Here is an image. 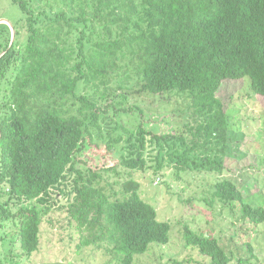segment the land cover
<instances>
[{"label":"trees","instance_id":"16d2710c","mask_svg":"<svg viewBox=\"0 0 264 264\" xmlns=\"http://www.w3.org/2000/svg\"><path fill=\"white\" fill-rule=\"evenodd\" d=\"M12 1L25 22L14 25V39L0 23V225L18 219L23 254L31 256L65 188L59 209L89 232L83 244L134 264L152 243L170 241L171 224L138 189L109 195L104 166L80 167L81 156L110 136L114 147L124 141L120 162L133 171L150 167L151 142L159 148L156 171L168 157L179 172L222 173L231 149L223 82L249 78L264 100V0ZM172 91L189 92L195 125L154 131L142 106H129L130 97ZM215 194L239 202L243 218L264 222V206L233 179L217 182ZM185 240L209 264L233 261L217 237L186 226Z\"/></svg>","mask_w":264,"mask_h":264},{"label":"rangeland","instance_id":"374dc122","mask_svg":"<svg viewBox=\"0 0 264 264\" xmlns=\"http://www.w3.org/2000/svg\"><path fill=\"white\" fill-rule=\"evenodd\" d=\"M0 18L17 27H22L25 22L23 11L12 0H0ZM4 23L7 22L4 20ZM189 95V92L172 91L156 97L133 96L129 106H142L149 129L169 132L186 124H196ZM219 95L225 101L231 120V149L222 173L190 169L179 172L168 157L163 162L164 167L156 171L159 148L151 142L146 153L150 167L133 171L120 162L125 153L124 141L114 147L109 145L110 136L99 138L100 145H91L81 156L83 162L80 167L104 166L110 185L107 181L103 185L107 186L109 195L122 196L125 191L138 189L144 200L156 208L158 218L171 224L170 241L167 244L152 243L148 252L135 256L134 264H209L210 257L187 244L186 226L202 236L219 238L229 254L233 253L230 264H239V258H250L244 264H264V222L257 225L243 218L239 202L227 204L215 194L217 182L228 177L239 185L251 203L264 206V100L253 93L249 78L223 82ZM127 121V117L122 120ZM66 190L60 188L58 208L45 217L41 246L31 256L23 254L18 219L0 225L2 261L6 264L49 261L122 264L115 255L112 258L106 248L83 244L89 232L77 227L67 208L59 209L68 202L69 192ZM248 243L253 245L256 257H252Z\"/></svg>","mask_w":264,"mask_h":264},{"label":"water","instance_id":"95a60500","mask_svg":"<svg viewBox=\"0 0 264 264\" xmlns=\"http://www.w3.org/2000/svg\"><path fill=\"white\" fill-rule=\"evenodd\" d=\"M4 20L7 22V24L11 27V29H12V34H13V39L15 38V28H14V25L10 22V21H8V20H6V19H0V23H3L4 22Z\"/></svg>","mask_w":264,"mask_h":264},{"label":"bare ground","instance_id":"6f19581e","mask_svg":"<svg viewBox=\"0 0 264 264\" xmlns=\"http://www.w3.org/2000/svg\"><path fill=\"white\" fill-rule=\"evenodd\" d=\"M6 22V21H5Z\"/></svg>","mask_w":264,"mask_h":264}]
</instances>
